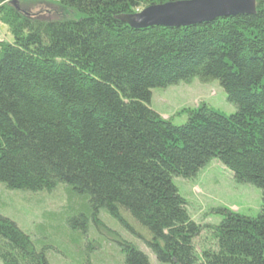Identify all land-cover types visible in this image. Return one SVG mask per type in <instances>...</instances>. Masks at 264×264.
I'll use <instances>...</instances> for the list:
<instances>
[{"label": "trees", "instance_id": "16d2710c", "mask_svg": "<svg viewBox=\"0 0 264 264\" xmlns=\"http://www.w3.org/2000/svg\"><path fill=\"white\" fill-rule=\"evenodd\" d=\"M42 1L48 11L32 15L0 0L12 38L0 39V184L32 193L66 185L97 226L105 217L145 230L161 264H264V0L253 16L143 30L121 18L190 0ZM194 79L219 81L236 113L201 104L175 126L150 107L153 90ZM212 160L260 189L263 206L257 217L220 210L200 248L174 178ZM123 244L124 264H151ZM0 264L48 262L0 217Z\"/></svg>", "mask_w": 264, "mask_h": 264}, {"label": "rangeland", "instance_id": "374dc122", "mask_svg": "<svg viewBox=\"0 0 264 264\" xmlns=\"http://www.w3.org/2000/svg\"><path fill=\"white\" fill-rule=\"evenodd\" d=\"M8 1H18L21 9L32 15H43L49 6L42 0ZM6 30L0 26V39L11 42ZM201 104L225 116L237 110L219 81L203 83L199 79L153 90L150 107L164 120L181 126L187 123V111ZM174 184L187 202L190 218L201 228L195 240L200 248L213 238L211 227L224 219L220 210L257 217L263 206L261 190L237 183L233 173L218 160L209 162L194 177L174 178ZM83 206V198L66 185L32 193L0 184V217L11 220L28 235L36 248L44 251L48 264H124L123 241L134 243L148 255L151 264H161L145 243L149 239L145 230L133 228L132 233L120 226L121 230L113 219L105 217L97 226Z\"/></svg>", "mask_w": 264, "mask_h": 264}, {"label": "water", "instance_id": "95a60500", "mask_svg": "<svg viewBox=\"0 0 264 264\" xmlns=\"http://www.w3.org/2000/svg\"><path fill=\"white\" fill-rule=\"evenodd\" d=\"M255 14L256 0H190L150 6L138 14L121 19L135 30L153 27L175 29Z\"/></svg>", "mask_w": 264, "mask_h": 264}]
</instances>
